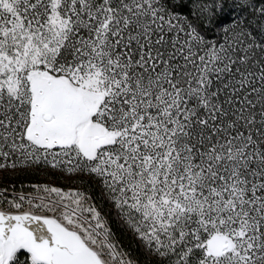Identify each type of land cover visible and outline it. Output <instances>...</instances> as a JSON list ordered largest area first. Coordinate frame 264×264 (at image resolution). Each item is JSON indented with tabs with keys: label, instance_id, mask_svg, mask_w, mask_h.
<instances>
[{
	"label": "snow or ice",
	"instance_id": "1",
	"mask_svg": "<svg viewBox=\"0 0 264 264\" xmlns=\"http://www.w3.org/2000/svg\"><path fill=\"white\" fill-rule=\"evenodd\" d=\"M40 168L145 264H264V0H0V173ZM30 189L0 187V264H139Z\"/></svg>",
	"mask_w": 264,
	"mask_h": 264
},
{
	"label": "rangeland",
	"instance_id": "2",
	"mask_svg": "<svg viewBox=\"0 0 264 264\" xmlns=\"http://www.w3.org/2000/svg\"><path fill=\"white\" fill-rule=\"evenodd\" d=\"M27 174L33 181H21V176ZM48 184L62 188L64 191L78 190L90 196V203L101 212L110 229L114 233V239L121 249L130 254L131 258L138 260L139 264H145V258L139 249L138 241L134 240L130 232H127L116 219V214L110 203L101 195L100 188L87 177H65L60 173H52L40 168L38 170L17 171L16 173H0V187L15 188L17 191H30V185Z\"/></svg>",
	"mask_w": 264,
	"mask_h": 264
},
{
	"label": "trees",
	"instance_id": "3",
	"mask_svg": "<svg viewBox=\"0 0 264 264\" xmlns=\"http://www.w3.org/2000/svg\"><path fill=\"white\" fill-rule=\"evenodd\" d=\"M21 181L23 182V181H27V182H30V181H33L34 179L33 178H31L30 176H28L27 174H23L22 176H21Z\"/></svg>",
	"mask_w": 264,
	"mask_h": 264
}]
</instances>
